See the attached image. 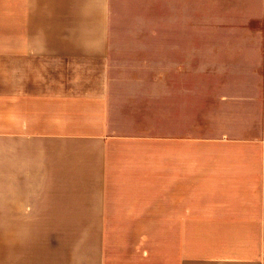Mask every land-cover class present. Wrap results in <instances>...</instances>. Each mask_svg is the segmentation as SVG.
<instances>
[{"label":"crops","instance_id":"obj_1","mask_svg":"<svg viewBox=\"0 0 264 264\" xmlns=\"http://www.w3.org/2000/svg\"><path fill=\"white\" fill-rule=\"evenodd\" d=\"M113 215L264 264V0H0V264H107Z\"/></svg>","mask_w":264,"mask_h":264},{"label":"rangeland","instance_id":"obj_2","mask_svg":"<svg viewBox=\"0 0 264 264\" xmlns=\"http://www.w3.org/2000/svg\"><path fill=\"white\" fill-rule=\"evenodd\" d=\"M121 181L116 177L115 158L111 159V188L112 201L116 200L117 186ZM132 182V181H127ZM145 195V193H139ZM107 228L106 260L107 264H137L139 261V247L146 248L150 253L161 256L163 243L168 239L163 235L168 229L175 231L176 225H163L160 223H120L115 215L111 217ZM140 246V244H142ZM142 249V250H143ZM140 249V251H142ZM137 254H139L137 256ZM122 259V260H121ZM121 260V261H120Z\"/></svg>","mask_w":264,"mask_h":264}]
</instances>
